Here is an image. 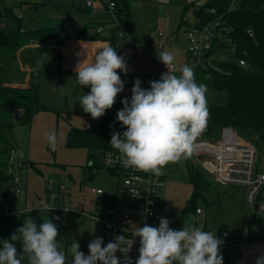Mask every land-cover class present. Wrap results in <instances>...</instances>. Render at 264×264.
Returning <instances> with one entry per match:
<instances>
[{"label": "rangeland", "instance_id": "1", "mask_svg": "<svg viewBox=\"0 0 264 264\" xmlns=\"http://www.w3.org/2000/svg\"><path fill=\"white\" fill-rule=\"evenodd\" d=\"M89 0H0L1 6L14 8L17 16L22 18L23 25L30 27L44 13L55 16H68L76 19L77 29L85 23L97 19L90 17L89 11H81ZM97 3V0H93ZM204 0H129L130 32L134 44L135 58L144 74L158 72L157 51L164 45V50L173 52L176 56L175 66L179 68L186 63L188 47L187 30L189 25L179 27L181 18L189 23L195 19L194 9L184 10L192 2ZM123 4L125 5L124 1ZM17 28V23L9 17L0 18V31ZM76 30V29H75ZM28 36H23L21 42H29ZM56 39L41 41L39 49L27 47L23 56L17 51L0 49V86L10 87L7 83L13 81L9 77L28 74L22 70V63L33 64L37 68L35 75H30L28 81H33L37 75L39 86V102L45 109L36 113L30 123L20 122L17 113L2 114V132L0 136V162L7 164L9 157L14 156L16 162H23L26 167H17L11 175L8 164L6 172L9 178L0 180V215L20 211L34 205L48 202L47 187L59 188L67 182L71 187V195L62 196L55 201L56 205L69 207V211L50 210L46 212L26 213L21 220H17L11 234L23 225V220L31 216L36 219L37 225L43 221L41 218L51 219L58 226V242L66 253L67 264H71L72 256L68 251L72 243L77 240L80 250L88 254L87 240L100 237V226L88 215L74 211L82 210L88 214H100V204L97 201L100 195L94 193L92 188H103V204H111L113 195L121 188L115 176L105 167L97 169L95 176L90 179V172L86 169L89 162V152L85 148H69L66 146L68 131L71 127L89 128L95 120L85 113L79 98L90 92V88L81 87L77 83L75 69L84 59L91 62L96 51L102 48L105 42L115 48L111 39H74L70 38L61 44L53 43ZM38 42V41H35ZM33 42V44L35 43ZM32 43V42H30ZM27 45V44H26ZM22 48V47H21ZM20 48V49H21ZM19 49V50H20ZM130 55V51H125ZM118 54V53H117ZM124 55L122 53V57ZM131 57V55L129 56ZM59 58L62 60L59 61ZM127 61L128 72H118L125 81L124 90L118 94L113 107L105 115L116 116L122 109L121 100L125 97L131 99V89L135 77L134 68ZM197 83L203 82V72L193 68ZM179 75V72L176 73ZM200 74V77H199ZM134 76V77H133ZM19 82V81H18ZM29 82V84H30ZM16 87H20L16 85ZM59 87H62V91ZM207 105L226 104L228 93L206 85ZM120 124V123H119ZM55 132L57 147L55 150L48 143L47 135ZM238 132V131H237ZM240 136L258 145L262 139L257 133ZM16 150L17 153H12ZM23 154V155H22ZM191 155L179 163L168 164L163 172L166 182L161 186L160 208L170 216V227L181 230L185 227H200L201 220L205 221V228L216 233H228L225 240H234L236 229L252 227L254 231H262V216L253 206L247 204V188L242 185L225 184L212 178L207 179V186L201 189V195L195 199V205L203 208L205 215L196 212H186L187 206L195 192V183L192 178L193 168L198 167ZM17 176L16 181L13 176ZM66 176V177H65ZM26 180L25 183L23 181ZM83 183L84 185H81ZM95 227L94 233L92 232ZM264 235L260 233L258 239ZM19 251V250H18ZM235 259L225 258L223 264H235ZM27 264V259L23 261Z\"/></svg>", "mask_w": 264, "mask_h": 264}, {"label": "clouds", "instance_id": "2", "mask_svg": "<svg viewBox=\"0 0 264 264\" xmlns=\"http://www.w3.org/2000/svg\"><path fill=\"white\" fill-rule=\"evenodd\" d=\"M156 55L167 71L150 81L147 89L141 87L139 79L134 81L131 99L123 98V107L116 113L125 130L112 131L109 144L117 150L123 167L159 176L168 164L179 163L191 154L194 142L207 126L209 110L207 87L197 83L193 68L186 64L176 68V56L169 50L157 51ZM118 72L127 74L128 67L108 42L96 51L91 62L84 59L78 63L77 83L90 88L79 98L80 106L93 120L104 116L124 90L125 81ZM47 140L55 150L56 133H49ZM41 219L43 222L37 225L27 217L9 238L0 241V264H22L25 259L27 264H67L66 253L57 240L58 226L53 222L59 217ZM170 223L161 216L158 226L145 223L132 231L134 239L128 252L139 239V255L134 262L129 256L123 260L116 256L117 251L124 252L122 245L126 242L125 235H118L106 245L101 237L90 240L87 255L75 240L68 250L71 264H223L220 248L224 241L216 232L196 226L176 230ZM256 264H264V256L258 257Z\"/></svg>", "mask_w": 264, "mask_h": 264}, {"label": "built area", "instance_id": "3", "mask_svg": "<svg viewBox=\"0 0 264 264\" xmlns=\"http://www.w3.org/2000/svg\"><path fill=\"white\" fill-rule=\"evenodd\" d=\"M241 0H232L228 11H235ZM86 7L92 9L93 13L98 10L105 13V17L100 21L104 22L97 27L103 35L110 34L112 28H117L118 39L113 40L118 55L122 57V53L130 51L134 70L133 74L139 79L142 88H149V82L158 80L162 73L167 69L164 64L157 61L158 72L144 74L138 62L136 61L134 48L129 44H134L132 35L127 28L124 17L118 11L117 0H89ZM213 17L204 20L202 17H195L187 30L188 47L186 63L192 68H203L204 70L221 71V67L217 62H237L241 66H246L247 61L244 58L246 51L240 52L237 43L234 41L232 32L234 26L231 25L224 14H219L215 8L210 9ZM90 31H94L91 28ZM253 35L251 30H248ZM127 43H129L127 45ZM160 51L165 48L164 45L159 46ZM127 62V61H125ZM230 73V72H229ZM135 81V80H133ZM123 107V105L121 104ZM125 129H120L122 132ZM12 153H17L12 150ZM194 162L199 163V169H202L208 178H212L220 183L242 185L247 188L246 202L256 208L262 216V231H254L252 227H243L236 229L234 240H225L228 233H216L224 242L220 248V253L225 258L235 259L236 264H256L258 257L264 256V238L258 239V235H264V139L262 144L258 145L250 140L243 139L240 134L230 126L222 127L219 136L216 138L197 139L192 147L190 154ZM9 173L14 174L17 167H26L23 162H16L14 156H10L7 162ZM103 167L118 180L119 188L113 195L111 204H103L102 195L105 193L103 188H92L94 193L100 195L97 204H100V214H88L82 210H74L79 213L90 216L101 229L100 237L103 238L106 245L109 241H113L118 235H125L126 242L122 245L124 252L117 251L116 256L123 260L124 256H129L134 262L139 255V239L131 246L130 251L127 249L134 239L131 233L145 223L158 226L159 218L166 215L160 208V188L166 182V175L156 176L151 172L138 171L132 168H125L119 160V154L116 151L106 153L103 159ZM196 167V166H195ZM198 168V167H197ZM66 177V176H65ZM19 181L17 176H13ZM67 182L61 184L59 188L52 186L47 187L48 202L46 204L34 205L32 207L6 213L0 215V218L10 217L13 221L7 225L6 231L11 232L15 228L16 221L21 215L30 212H46L51 210H73L63 205H56L55 201L62 197L71 195V187L69 178ZM50 211V210H49ZM197 215H205L203 208L196 209ZM36 222V219L33 218ZM170 220L169 218H167ZM200 228L205 231L204 219L200 221ZM213 232V231H211ZM215 233V232H213ZM1 234V232H0ZM93 237L87 240V244Z\"/></svg>", "mask_w": 264, "mask_h": 264}, {"label": "trees", "instance_id": "4", "mask_svg": "<svg viewBox=\"0 0 264 264\" xmlns=\"http://www.w3.org/2000/svg\"><path fill=\"white\" fill-rule=\"evenodd\" d=\"M123 1L125 5L123 4ZM129 0H117L118 11L124 17L127 28L130 31ZM232 0H204V2H192L184 7L194 9L195 17L204 20L212 16L210 9L215 8L219 14H224L228 22L234 26L232 36L241 51L245 50L244 58L246 66L237 62H217L221 71L204 70L203 84L218 90H226L228 101L226 104L207 105L209 119L203 133L197 139L216 138L222 127L230 126L236 131L251 135L257 133L264 139V0H241L235 11H228ZM81 11H89L90 8H80ZM9 17L17 23V28L0 31V49L8 48L15 52L21 47L35 41H48L49 39H111L117 40V28H112L110 34L103 35L97 30L104 22H89L81 28H41L34 29L23 25L22 18L17 16L13 7L0 5V18ZM185 18H181L179 27L190 25ZM94 28V31H90ZM248 30L253 32L250 35ZM23 36H28L29 42L22 43ZM133 42L134 39L132 38ZM230 72V73H229ZM200 77V74H199ZM45 109L39 102V86L37 75L26 87H4L0 86V136L2 132V114L12 115L17 113L22 123H30L36 113ZM112 125L113 127H110ZM124 129L116 120V116L104 115L89 127H71L67 134L66 146L69 148H85L89 152V162L86 169L90 172L92 179L97 169L103 167V159L106 153L116 151L111 147L109 141L112 131ZM7 164L0 162V180L9 178L6 172ZM192 178L195 183V192L187 206L186 212H196L199 207L195 205V199L201 195V189L207 186L206 173L197 167L192 170ZM13 218H0V241L10 237L6 227ZM20 250L19 241L15 242ZM23 264V262H22Z\"/></svg>", "mask_w": 264, "mask_h": 264}, {"label": "crops", "instance_id": "5", "mask_svg": "<svg viewBox=\"0 0 264 264\" xmlns=\"http://www.w3.org/2000/svg\"><path fill=\"white\" fill-rule=\"evenodd\" d=\"M86 7V6H85ZM89 13H90V17L92 18V20L93 19H97L98 18V16L99 15H101V18L99 19V20H97V21H94V22H98V21H100L102 18H104L105 17V13H103V11H101V10H98V11H96L95 13H93V11H92V9H90L89 10ZM77 27V26H76ZM82 27V26H81ZM80 27V28H81ZM76 30H77V28H75ZM74 29V30H75ZM79 29V28H78ZM53 43H58V44H61V43H63V42H66L65 41V39H56V40H53L52 41ZM40 43H42L41 41H38V42H35L34 44H33V42L32 43H29V44H27V45H25V46H23L20 50H17V53H18V56L20 55V56H23V54L25 53V51L26 50H28L27 49V47H35V49L37 50V49H39L40 47H39V45H40ZM135 54V53H134ZM186 55H187V52H186ZM135 56V55H134ZM59 61H61L62 62V60L59 58ZM22 70L23 71H25L26 73H28V74H24L23 76H20V75H18V76H14V77H9L8 79H10V80H12L13 82L12 83H7V84H10V85H18V86H20V87H26V86H28L29 85V82L30 81H28V79L30 78V75H35V72H37V68H35L34 67V65L33 64H29V63H22ZM134 77V76H133ZM135 78V77H134ZM134 78H133V80H134ZM19 81V82H18ZM26 182V180H24L23 181V183H25ZM81 185H84L83 183H81ZM25 214H23V215H21V217L19 218V220H21V218L24 216ZM17 222V221H16ZM234 263L236 264V262L234 261Z\"/></svg>", "mask_w": 264, "mask_h": 264}, {"label": "water", "instance_id": "6", "mask_svg": "<svg viewBox=\"0 0 264 264\" xmlns=\"http://www.w3.org/2000/svg\"><path fill=\"white\" fill-rule=\"evenodd\" d=\"M77 26L76 19L68 16H55L51 14L44 13L40 18L32 24L34 29L41 28H62V29H75ZM136 80V78H134ZM23 155V154H22ZM169 218V215H166Z\"/></svg>", "mask_w": 264, "mask_h": 264}, {"label": "bare ground", "instance_id": "7", "mask_svg": "<svg viewBox=\"0 0 264 264\" xmlns=\"http://www.w3.org/2000/svg\"><path fill=\"white\" fill-rule=\"evenodd\" d=\"M123 54L128 55V57L127 56L123 57L124 60H130L131 59V57H129L130 55L127 52H123Z\"/></svg>", "mask_w": 264, "mask_h": 264}]
</instances>
